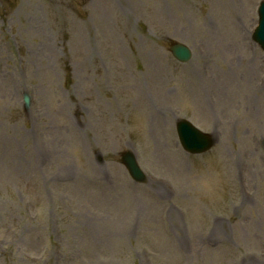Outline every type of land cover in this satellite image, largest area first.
I'll return each mask as SVG.
<instances>
[{"label": "rangeland", "instance_id": "rangeland-1", "mask_svg": "<svg viewBox=\"0 0 264 264\" xmlns=\"http://www.w3.org/2000/svg\"><path fill=\"white\" fill-rule=\"evenodd\" d=\"M260 1L0 0V264H264Z\"/></svg>", "mask_w": 264, "mask_h": 264}, {"label": "water", "instance_id": "water-1", "mask_svg": "<svg viewBox=\"0 0 264 264\" xmlns=\"http://www.w3.org/2000/svg\"><path fill=\"white\" fill-rule=\"evenodd\" d=\"M261 34L264 35V16H263V24L261 26ZM261 43L264 46V40H261ZM173 51L177 55V57L186 58L190 57V52L187 47L182 44H176L173 46ZM178 130L183 141L184 146L187 150L192 152H201L207 149L210 144L213 143L212 138L199 129H197L190 121L186 119H182L178 123ZM124 161L129 167L132 175L137 180H142L145 178V175L138 165L136 158L131 153H127L124 156Z\"/></svg>", "mask_w": 264, "mask_h": 264}, {"label": "bare ground", "instance_id": "bare-ground-1", "mask_svg": "<svg viewBox=\"0 0 264 264\" xmlns=\"http://www.w3.org/2000/svg\"><path fill=\"white\" fill-rule=\"evenodd\" d=\"M249 72H250V70H249ZM251 79V77H250V75H247L246 76V80H245V82H246V85H249V80ZM218 99V98H217Z\"/></svg>", "mask_w": 264, "mask_h": 264}]
</instances>
